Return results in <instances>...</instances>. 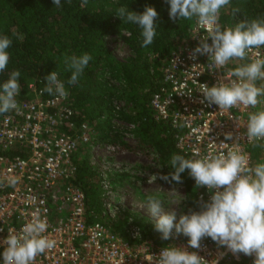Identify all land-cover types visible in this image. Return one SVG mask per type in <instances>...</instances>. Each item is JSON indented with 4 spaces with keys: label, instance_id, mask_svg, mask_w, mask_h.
<instances>
[{
    "label": "built area",
    "instance_id": "2783aa9c",
    "mask_svg": "<svg viewBox=\"0 0 264 264\" xmlns=\"http://www.w3.org/2000/svg\"><path fill=\"white\" fill-rule=\"evenodd\" d=\"M191 34L166 60L161 88L150 103L154 118L170 123L178 131L177 148L190 159L209 152L216 154L222 142L238 143L253 167L258 146L247 140L246 124L248 114L264 108V102L256 108L239 106L230 110L209 105L199 91L200 84L211 87L229 83L235 79L229 76L235 67L228 63L216 68L207 54L197 53L193 59L194 49L207 32L196 21ZM211 42L209 37L207 43ZM255 58H264V46L253 49L244 61ZM66 91V97H49L31 83L27 90L21 88L16 97L18 108L0 115V264L8 231L18 234L36 211L47 221L44 235L54 239L56 246L38 255L34 264H157L161 250L169 246L196 252L204 264H253L254 256L233 254L210 237L203 238L200 247L193 249L175 228L167 245L162 246L150 238L141 240V230L132 224L129 229L133 239L140 241L132 245L114 235L103 222L90 223L85 194L74 181L77 162L92 146L94 131L87 123H76L78 113L70 91ZM260 99L264 101V97ZM115 107L120 111L124 103L116 101ZM229 134L232 139H226ZM119 149L110 145L106 152L115 154ZM197 152L199 156H194ZM97 168L102 170L103 216L114 219L116 214L110 208L114 200L112 178L105 168ZM9 177L16 179L14 186L9 185ZM211 194L206 186L200 187V210Z\"/></svg>",
    "mask_w": 264,
    "mask_h": 264
},
{
    "label": "trees",
    "instance_id": "16d2710c",
    "mask_svg": "<svg viewBox=\"0 0 264 264\" xmlns=\"http://www.w3.org/2000/svg\"><path fill=\"white\" fill-rule=\"evenodd\" d=\"M81 3L82 0H61V7H56L53 0H0V36L12 40L7 49L9 63L0 72V85L12 71L19 70L18 83L23 90L31 83L41 90L47 83L44 78L56 71L71 93L73 107L78 113L76 123H87L99 134L96 144L110 140L128 150V146L119 141L122 130L115 129L113 122L133 126L138 148L154 154L165 175H169L174 172L170 165L171 155H183L177 148L178 131L168 122L157 121L150 103L161 88L166 60L179 45L191 38L196 18L173 21L167 0H88L84 7ZM121 6H128L130 11L137 13H142L146 6L155 8L157 27L151 45L141 47L143 38L139 26L124 22L116 14ZM234 9L239 11L234 12ZM246 19H264V0H230V4L221 9L218 23L223 29ZM111 38L120 39L128 47L131 55L127 60L116 58L109 44ZM84 53L90 54L92 60L78 82L70 85L67 81L71 72L65 70L64 57ZM243 63L246 61H229L233 67ZM116 101L124 103L120 111L116 110ZM260 162H264V148L257 147L253 167ZM77 165L74 183L85 194L90 223L101 221L114 235L138 245L140 241L133 239L129 229L133 224L141 230V240L150 238L162 246L167 245L168 239H162L149 218L140 214L114 219L104 217L100 187L102 170L87 156ZM165 182L177 183L170 178ZM178 184L186 190L189 214L200 211V187L196 186L189 170L181 174ZM180 235L188 242V237Z\"/></svg>",
    "mask_w": 264,
    "mask_h": 264
},
{
    "label": "clouds",
    "instance_id": "9594fccd",
    "mask_svg": "<svg viewBox=\"0 0 264 264\" xmlns=\"http://www.w3.org/2000/svg\"><path fill=\"white\" fill-rule=\"evenodd\" d=\"M71 2V0H69ZM88 0H82L81 7ZM170 5L169 16L173 21L192 20L202 26L207 35L201 38L200 45L194 49L196 54H207L216 68H223L231 60L244 61L253 49L264 46V19L243 20L234 27H224L218 23L221 9L230 4V0H167ZM56 7H61V0H53ZM239 9H234L238 12ZM116 14L124 21L138 25L143 38L141 47L151 45L156 36L158 16L154 7L146 6L142 13L130 11L128 6H121ZM15 35V33H14ZM211 38V44L207 43ZM22 39V37H20ZM12 44L8 36H0V72L9 63L7 49ZM92 56L84 53L80 56L64 57L65 70L71 72L68 84H76ZM21 73L14 70L8 79L0 85V115L18 108L16 97L21 86L18 78ZM229 83L220 82L209 87L200 84V92L209 105L215 104L220 110H230L244 106L256 108L264 97V58H255L251 62L240 64L229 72ZM47 83L41 94L68 95L58 73L52 71L44 78ZM246 137L255 146L264 148V108L248 114ZM195 132L196 129H193ZM226 139H232L231 134ZM199 156V153H194ZM171 168L174 172L161 176L162 180L181 182V174L189 170L197 187L206 186L211 192L210 200L202 203L200 211L181 214L178 223L174 224L177 213L165 211L162 200L155 195L147 197L146 207L156 218L155 230L162 234V239H169L173 228L176 233L188 237V246L200 247V241L210 237L218 246H224L233 254L243 253L254 256L253 264H264V162L249 166V157L238 143L229 145L220 143L216 154L209 152L199 158H185L172 154ZM153 182L157 179L152 176ZM8 183L14 186L17 181L9 177ZM222 189V190H221ZM215 190V191H213ZM48 224L39 211L33 212L18 234L8 231L3 241L6 245L2 256L3 264H34L38 255L46 253L56 246V241L44 235ZM204 259L196 252L174 246L161 250L157 264H204ZM217 264V262H216Z\"/></svg>",
    "mask_w": 264,
    "mask_h": 264
},
{
    "label": "rangeland",
    "instance_id": "374dc122",
    "mask_svg": "<svg viewBox=\"0 0 264 264\" xmlns=\"http://www.w3.org/2000/svg\"><path fill=\"white\" fill-rule=\"evenodd\" d=\"M109 44L119 60L125 61L130 57L128 47L120 39L111 38ZM110 82L114 83L112 80ZM113 126L117 130H122L119 141L125 143L132 150H127L118 144L115 145L116 143H112L110 140L96 144L95 141L99 134L93 130L92 146L83 152L81 157L83 159L86 156L89 157L93 165L108 171L114 186V200L110 208L111 212H115L116 218L140 214L155 224L156 218L146 207L149 195L158 196L163 202L165 211H176L177 218L174 223L179 221L181 214H189L184 186L178 183L169 184L160 179L161 173L163 176L165 175L163 167L157 163L154 154L138 148L132 133L134 127L124 126L119 121H114ZM110 145L118 146L120 149L115 154L106 152V148ZM153 175L157 177L154 182Z\"/></svg>",
    "mask_w": 264,
    "mask_h": 264
}]
</instances>
